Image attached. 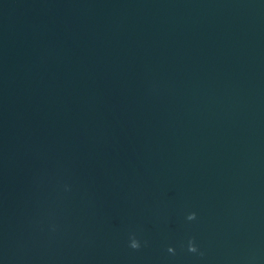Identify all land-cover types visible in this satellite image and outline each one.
I'll use <instances>...</instances> for the list:
<instances>
[{"label":"water","instance_id":"obj_1","mask_svg":"<svg viewBox=\"0 0 264 264\" xmlns=\"http://www.w3.org/2000/svg\"><path fill=\"white\" fill-rule=\"evenodd\" d=\"M0 264H264V0H0Z\"/></svg>","mask_w":264,"mask_h":264},{"label":"clouds","instance_id":"obj_2","mask_svg":"<svg viewBox=\"0 0 264 264\" xmlns=\"http://www.w3.org/2000/svg\"><path fill=\"white\" fill-rule=\"evenodd\" d=\"M131 247H132L133 249H136V248L139 247V244H133Z\"/></svg>","mask_w":264,"mask_h":264}]
</instances>
